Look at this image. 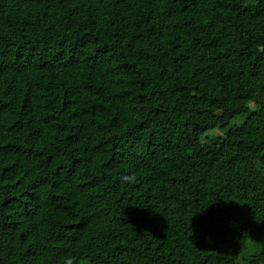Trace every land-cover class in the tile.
<instances>
[{"label": "trees", "instance_id": "trees-1", "mask_svg": "<svg viewBox=\"0 0 264 264\" xmlns=\"http://www.w3.org/2000/svg\"><path fill=\"white\" fill-rule=\"evenodd\" d=\"M263 63L264 0H0V264H264Z\"/></svg>", "mask_w": 264, "mask_h": 264}, {"label": "rangeland", "instance_id": "rangeland-1", "mask_svg": "<svg viewBox=\"0 0 264 264\" xmlns=\"http://www.w3.org/2000/svg\"><path fill=\"white\" fill-rule=\"evenodd\" d=\"M63 27L69 34L77 35L76 31H73L65 26ZM255 79L257 83L255 85L256 93L259 95H264V63L257 67V75L255 76ZM159 103L170 111L173 118H180L184 114L190 112L191 105L199 102L197 96L181 92L171 82L168 81L161 91ZM250 172L255 179V182L259 186L264 187V181L262 180L261 176L252 168H250ZM256 243L260 246L262 245V248H264V236L258 238Z\"/></svg>", "mask_w": 264, "mask_h": 264}, {"label": "snow or ice", "instance_id": "snow-or-ice-1", "mask_svg": "<svg viewBox=\"0 0 264 264\" xmlns=\"http://www.w3.org/2000/svg\"><path fill=\"white\" fill-rule=\"evenodd\" d=\"M242 202L244 203V205H247V202H245V201H242ZM231 222H232L231 220L227 221L228 224H230Z\"/></svg>", "mask_w": 264, "mask_h": 264}]
</instances>
